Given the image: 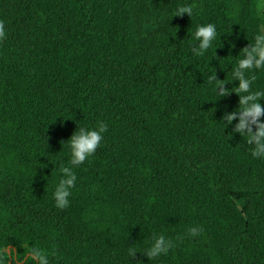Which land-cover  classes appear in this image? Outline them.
<instances>
[{"label": "trees", "instance_id": "1", "mask_svg": "<svg viewBox=\"0 0 264 264\" xmlns=\"http://www.w3.org/2000/svg\"><path fill=\"white\" fill-rule=\"evenodd\" d=\"M259 2L0 0V264H36L34 247L48 264H264V158L221 119L238 95L204 83L212 68L230 82L264 27ZM182 4L190 17L173 15ZM208 22L214 56H194L191 34ZM99 121L58 208L67 140ZM155 235L172 246L147 258Z\"/></svg>", "mask_w": 264, "mask_h": 264}, {"label": "clouds", "instance_id": "2", "mask_svg": "<svg viewBox=\"0 0 264 264\" xmlns=\"http://www.w3.org/2000/svg\"><path fill=\"white\" fill-rule=\"evenodd\" d=\"M254 11L258 18L264 17V0H260ZM182 14H187L190 17L192 15L191 6L188 4L178 5L173 15L180 16ZM5 34L4 24L0 22V39H3ZM191 35L195 42L194 45H190L191 53L200 57L211 51L213 55L210 58H212L216 49L212 47V44L218 37L217 26L212 22L197 24L195 31ZM229 46L231 47L232 45L230 44ZM226 64L231 65L230 63ZM230 70V82H237L233 86L235 91L229 90L233 87H225V84L230 82H223V79H218L213 68L204 83L214 84V93L219 98L225 97L229 92H234L238 95V110L224 111L221 119L225 126L231 124L235 119L237 122L232 127V133H237L240 136L246 135L247 139L245 142L252 146L251 156L253 158H264V119H262L264 117V106L260 103V100L264 99V87L253 88L252 86L255 78L253 70L264 72V30L257 31L252 37V43L239 49L235 56V67L231 66ZM106 130L107 124L99 121L94 127H79V130L73 132L67 140V147L70 152L68 164L70 166L61 165L59 167L61 178L56 183L53 192L56 207H67L70 195L69 190L73 187L76 180L73 166L82 164L86 158L96 151ZM198 231V228H189L188 234L195 236ZM171 246L172 242L163 235H155L150 242V246L143 254L147 258H156L166 254ZM134 253H130V257ZM29 254L36 264H48L46 255L39 249L34 247Z\"/></svg>", "mask_w": 264, "mask_h": 264}, {"label": "rangeland", "instance_id": "3", "mask_svg": "<svg viewBox=\"0 0 264 264\" xmlns=\"http://www.w3.org/2000/svg\"><path fill=\"white\" fill-rule=\"evenodd\" d=\"M262 30H264V27L262 28Z\"/></svg>", "mask_w": 264, "mask_h": 264}]
</instances>
